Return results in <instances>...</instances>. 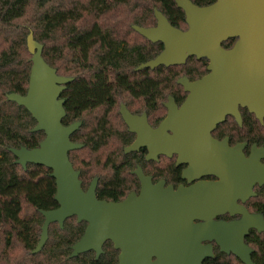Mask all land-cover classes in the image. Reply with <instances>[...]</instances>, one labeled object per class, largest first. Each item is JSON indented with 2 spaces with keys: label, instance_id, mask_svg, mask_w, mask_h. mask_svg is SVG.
<instances>
[{
  "label": "water",
  "instance_id": "95a60500",
  "mask_svg": "<svg viewBox=\"0 0 264 264\" xmlns=\"http://www.w3.org/2000/svg\"><path fill=\"white\" fill-rule=\"evenodd\" d=\"M174 1L185 14L188 29L173 27L158 10L156 27L133 26L149 42L164 46L155 59L136 70L182 66L194 57L210 62V74L195 83L186 78L179 80L189 96L181 108L170 99L168 118L157 130L148 127L145 117L132 116L123 106L121 114L126 124L138 134L126 153L149 145L151 134L156 139L149 146L151 156L154 151L169 158L178 154L179 163H189L184 178L191 180L190 176L198 171L196 176L211 174L220 181L175 190L165 187L164 182L153 185L139 168L135 171L142 186L139 196L132 193L119 203L100 201L96 197L97 179L84 191L80 172L69 158L71 152L83 148L71 141L81 123H62L66 116L63 92L73 79L58 75L46 63L43 46L30 33L27 47L32 68L28 91L24 96L11 93L7 97L32 115L37 122L32 132H44L45 139L35 149L9 151L24 170L31 164L51 171L57 187L54 199L59 205L52 211H40L44 223L33 254L45 247L52 224L63 229L66 221L75 217L87 227L73 245L71 259L88 253H95L99 259L105 243L110 241L120 251L119 264H203L212 257V249L202 242L216 240L222 252L253 264L252 250L244 240L250 229L264 232V220L249 214L238 201L245 203L255 196L257 185L264 186V148L253 145L249 156H245L246 144L229 148L227 142L212 140L209 133L228 113L241 125L238 104L248 107L264 123V0H216L206 7L191 0ZM229 39L237 41L226 50L223 43ZM227 212L242 218L230 223L213 221ZM196 220L206 222L195 225Z\"/></svg>",
  "mask_w": 264,
  "mask_h": 264
},
{
  "label": "trees",
  "instance_id": "16d2710c",
  "mask_svg": "<svg viewBox=\"0 0 264 264\" xmlns=\"http://www.w3.org/2000/svg\"><path fill=\"white\" fill-rule=\"evenodd\" d=\"M191 1L199 7L216 2ZM155 10L173 27L187 29L185 14L174 0H0V264H117L112 245L105 246L99 260L93 253L69 258L86 228L75 217L67 220L63 229L52 224L45 247L33 254L44 223L40 211L59 207L54 199L57 187L49 169L29 164L24 170L15 163L9 148L35 149L45 134L33 133L36 120L7 96H24L28 91L32 55L27 38L33 33L43 46L46 63L58 75L73 79L63 92L66 116L62 123H82L71 141L85 147L71 152L69 158L81 173L83 188L97 177L98 199L120 200L128 189L124 179L120 180V169L111 159L107 165L100 162L103 148L114 136L112 112L128 94L155 96L163 84L171 94L178 78L192 77L190 68L208 63L191 57L183 67L136 71L163 50L162 44L149 42L133 29L155 26ZM233 44L234 40H228L223 46ZM246 126L249 142L264 145V126L255 119H248ZM258 132L262 137H257ZM110 165L115 175L105 171ZM261 196L264 199V191Z\"/></svg>",
  "mask_w": 264,
  "mask_h": 264
},
{
  "label": "flooded vegetation",
  "instance_id": "af4514ba",
  "mask_svg": "<svg viewBox=\"0 0 264 264\" xmlns=\"http://www.w3.org/2000/svg\"><path fill=\"white\" fill-rule=\"evenodd\" d=\"M156 25H157V20H156ZM156 25L153 27H149V28H154L156 27ZM187 29H188V26H187ZM229 40H234V44L229 48H225L223 46V48L226 50L232 49L237 41V39H229ZM159 44H162V43H159ZM207 62L208 63L205 66L197 65L194 68H190L189 71L191 70L193 74L192 77H189L188 75H184L178 78L176 81L177 86L175 87L174 91L169 95L167 93L168 89L164 88L165 86L163 84L159 86L160 93L158 95L154 96L151 93H147L144 95L128 94L125 96L124 101L119 102L116 110L113 111L111 114L112 118H111L110 127L112 130L111 132L112 134H114V136L112 137V140L108 142L107 146L103 148L104 150L103 158L100 159V162L107 165L109 159L113 160L115 163V166L119 168L121 171V174L119 176L120 180L124 179V182H126L125 187H128V189L124 190L123 197L118 201L100 200L97 197L99 179L96 177L93 180L97 179L96 197L98 200L119 203L127 199V197L132 193H135L137 196H139L141 193L142 186H141V182L138 176L135 174V171H137L139 168L142 170L145 177L151 179V182L153 185H156L160 182H164L165 187L171 186L175 190L178 189L180 186L190 187L199 182L215 183V182L220 181V179L217 176L211 175V174H201L200 176H196L198 175V171L194 175L190 176L191 180H189L188 178H184L185 171L189 168V163H185V162L179 163L178 154H173V156L169 158L166 154H160L154 151L153 156H151V150L149 146L153 142L156 141L155 138L152 139L153 136L151 134L148 135L149 140H150L148 142L149 145L140 147L139 150L137 151L126 153V149L131 147L137 141L138 134L136 132L130 131V127L126 124L121 114V109L124 106L126 110L132 116L145 117L147 125L151 130L153 131L157 130L158 128L161 127V124L168 118V113H169L168 104L170 103V99H173V102L176 105V107L181 108L189 96V92H186L185 87L178 83L179 80L186 78L191 83L201 81L205 76L210 74V71L208 70L210 62L208 60ZM183 66L185 65L174 66V67H183ZM155 69H150V70H155ZM150 79H153V78H150ZM154 80H157V79H154ZM66 89H67V86H66ZM153 106H156L154 110H153ZM237 110L241 117V121H242L241 125L237 122L234 116L228 113L225 115L224 121L218 124L213 130H211L209 135L212 140L217 141L218 143L227 142V145L229 148H234L238 144H246L245 148L243 149V154L245 156H249L253 145H256L257 148H264V145L259 144L256 141L249 142L248 129L246 126V122L248 119H255L262 127L264 126V123H261L257 119L256 115L250 112L248 107L243 106L242 104H238ZM81 126H82V123H81ZM167 133L173 135L171 131H167ZM85 134H87V132H85ZM258 136L262 137V132H258L257 137ZM200 137H201L200 135L196 136V138H200ZM183 139L184 137L182 136V140ZM82 145L84 148L85 145L84 144ZM127 162L131 164V166H125V168H123V164ZM261 162L264 164V159ZM111 167L112 166L110 165L108 166V168L107 167L105 168V171L109 174V176L115 175V169L113 170V168ZM93 180L91 181V183L93 182ZM89 186L84 189L83 183H82V188L84 191H87ZM263 189H264V186L259 187L257 185L254 188L255 196L251 197L245 203H242V201H238V205L243 207L245 210H247V212L251 215L262 216L264 220V206H263L264 199L261 196L262 192L264 191ZM241 218H242V215L231 216L230 213L227 212L226 214L216 216L213 219V221L230 223L233 221H238ZM205 222L206 221L204 220L194 221L195 225L203 224ZM86 227H87V224H86ZM244 242L252 250V253H251L252 263L253 264H264V232L259 233L255 229H250L249 234L245 237ZM106 245H112V248L114 252L116 253L114 257L117 259V264H119L120 251L116 250L113 243L110 241H107L105 243L103 247V251ZM202 245L211 246V249H212V257L206 258L203 261V264H245L234 254L232 253L227 254L225 252H222L216 240L203 241ZM93 254L96 259L95 253ZM85 255L86 254L81 255L78 258L83 257ZM103 255H104V252L100 256V258ZM78 258H75V259H78ZM99 259H96V260H99Z\"/></svg>",
  "mask_w": 264,
  "mask_h": 264
}]
</instances>
